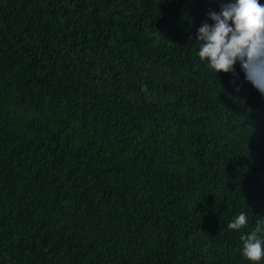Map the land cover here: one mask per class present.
I'll use <instances>...</instances> for the list:
<instances>
[{"label":"trees","instance_id":"1","mask_svg":"<svg viewBox=\"0 0 264 264\" xmlns=\"http://www.w3.org/2000/svg\"><path fill=\"white\" fill-rule=\"evenodd\" d=\"M219 6L0 0V264H264V92L194 44Z\"/></svg>","mask_w":264,"mask_h":264},{"label":"clouds","instance_id":"2","mask_svg":"<svg viewBox=\"0 0 264 264\" xmlns=\"http://www.w3.org/2000/svg\"><path fill=\"white\" fill-rule=\"evenodd\" d=\"M197 29L195 47L206 65L217 73L235 71L237 61L249 79L264 92V0H220L219 9L207 13ZM248 215L241 211L229 222L234 229L244 228ZM241 252L256 262L264 258V215L255 226L240 233Z\"/></svg>","mask_w":264,"mask_h":264}]
</instances>
